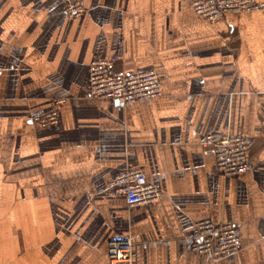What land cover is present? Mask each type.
<instances>
[{
	"label": "crops",
	"instance_id": "1",
	"mask_svg": "<svg viewBox=\"0 0 264 264\" xmlns=\"http://www.w3.org/2000/svg\"><path fill=\"white\" fill-rule=\"evenodd\" d=\"M79 1L69 19L65 0H0V264H108L115 232L134 264H264V10L213 24L194 0ZM109 56L154 69L161 95L89 97L90 62ZM211 130L249 141L247 172L217 169L202 148ZM133 169L158 201L130 207L115 192ZM205 218L237 225L242 249L193 251Z\"/></svg>",
	"mask_w": 264,
	"mask_h": 264
},
{
	"label": "built area",
	"instance_id": "2",
	"mask_svg": "<svg viewBox=\"0 0 264 264\" xmlns=\"http://www.w3.org/2000/svg\"><path fill=\"white\" fill-rule=\"evenodd\" d=\"M194 12L209 23L219 22L231 12L264 10V3L254 0H194ZM67 18L76 19L85 13L79 0H65ZM89 97L106 100L110 104H132L161 95L159 76L154 69H121L115 56L96 57L89 67ZM63 100H58L61 102ZM41 126L58 122L57 112H49L37 118ZM203 152L215 157L217 169L225 176H235L250 169V143L240 135L217 130L208 132L202 141ZM130 207L154 203L160 199L161 190L147 174L133 169L116 176L112 184ZM128 255L127 262L114 263L120 256V247ZM239 227L233 223H218L210 218L198 220L191 235V249L198 253H210L216 258L229 256L242 249ZM108 264H134L133 240L130 236L115 232L107 242Z\"/></svg>",
	"mask_w": 264,
	"mask_h": 264
},
{
	"label": "bare ground",
	"instance_id": "3",
	"mask_svg": "<svg viewBox=\"0 0 264 264\" xmlns=\"http://www.w3.org/2000/svg\"><path fill=\"white\" fill-rule=\"evenodd\" d=\"M119 247H120V250H119L120 256L117 257V259L114 261V263L127 262L128 261V255L125 254L126 251L122 250L121 246H119Z\"/></svg>",
	"mask_w": 264,
	"mask_h": 264
}]
</instances>
